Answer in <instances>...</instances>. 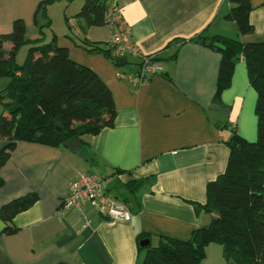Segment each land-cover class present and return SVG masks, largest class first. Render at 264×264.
<instances>
[{
    "label": "crops",
    "instance_id": "0c3cea01",
    "mask_svg": "<svg viewBox=\"0 0 264 264\" xmlns=\"http://www.w3.org/2000/svg\"><path fill=\"white\" fill-rule=\"evenodd\" d=\"M43 1L0 0V35L20 19L26 37L36 38L38 25L45 21L38 17L36 24L34 14ZM234 1L107 0L105 25L85 33L79 21L71 25L65 15L75 3L79 8V0H60L47 7L50 29V12L63 8L66 32L55 35L56 44L106 86L115 119L112 127L97 135L81 137L75 150L14 143L0 168V209L31 193L38 200L7 225L0 218V264H141L144 251L137 249L139 237L146 236V247H156L162 238L187 241L193 231L209 224L214 215L197 213L193 203L205 204L206 184L223 173L232 129L246 141L255 138L256 93L242 57L220 96L221 106L213 104L220 55L208 42L216 36L264 42V0H246L252 7L248 16L252 32L245 36L225 19ZM117 11L119 30L143 54H159L162 71L139 86L118 80L115 73L120 66L103 54L78 46L82 39L108 44L113 30L107 21ZM45 38L50 40L48 34ZM7 84L8 79L0 92ZM1 114L6 115L0 105ZM6 144L0 138V150ZM85 173L103 177L106 187L119 185L129 222H109L87 203L81 211L63 208L70 183ZM131 180L141 182L132 192L124 188ZM6 226L15 231L3 233ZM140 242L139 247L146 248ZM217 247L205 248V261L209 249Z\"/></svg>",
    "mask_w": 264,
    "mask_h": 264
},
{
    "label": "trees",
    "instance_id": "16d2710c",
    "mask_svg": "<svg viewBox=\"0 0 264 264\" xmlns=\"http://www.w3.org/2000/svg\"><path fill=\"white\" fill-rule=\"evenodd\" d=\"M58 1L45 0L38 5L34 21L37 24V18L42 17L45 23L38 25L36 38L26 37L20 19L13 22L10 32L0 35V79H8L0 92V105L6 113L0 115V138L7 140L0 150V168L15 142L56 147L75 137L82 143L81 137L97 135L113 126L115 108L106 86L92 70L69 59L67 50L57 46L55 34L45 40L43 30H51L47 7ZM79 1L75 18L82 33L105 25L107 0ZM251 9L246 0H236L225 15L240 36L252 32L248 20ZM5 44L9 50L4 49ZM108 45L82 39L78 46L88 53L103 54L118 67V59L111 56ZM207 46L220 55L213 97L216 106H221L220 96L230 85L236 62L240 57L244 60L248 83L256 93L257 138L250 143L232 129L226 141L229 154L223 173L206 184L205 204L193 203L197 213L214 215L209 224L193 231L187 241L162 238L156 247L140 248L139 242L146 236L139 237L137 249L145 252L141 264H202L210 244L221 247L225 264H264V42L244 43L216 36ZM22 47L28 49L24 62L18 64L16 55ZM127 64L135 70L139 62ZM56 118L60 120L59 131L53 124ZM140 184L131 180L124 188L132 192ZM37 200V195L31 193L5 204L0 209L1 220L7 225ZM14 231L9 226L3 229L6 234Z\"/></svg>",
    "mask_w": 264,
    "mask_h": 264
},
{
    "label": "built area",
    "instance_id": "2783aa9c",
    "mask_svg": "<svg viewBox=\"0 0 264 264\" xmlns=\"http://www.w3.org/2000/svg\"><path fill=\"white\" fill-rule=\"evenodd\" d=\"M107 22L113 28V36L108 45L111 56L118 60L125 57V63L129 57L139 62L135 70L116 72L115 77L118 80L139 86L149 77L162 71L158 62L159 54H143L130 41L128 34L119 30L118 11L113 13ZM84 203H87L98 216L109 222H129L131 219L126 205L119 197L111 194L105 185V179L97 174H80L73 180L62 206L64 209L74 208L81 211Z\"/></svg>",
    "mask_w": 264,
    "mask_h": 264
},
{
    "label": "rangeland",
    "instance_id": "374dc122",
    "mask_svg": "<svg viewBox=\"0 0 264 264\" xmlns=\"http://www.w3.org/2000/svg\"><path fill=\"white\" fill-rule=\"evenodd\" d=\"M80 2V1H79ZM76 3L74 5H71L69 7V9L65 12V15H67L66 17H70V23L71 25H75L77 24L76 22V14L79 12L80 10V6L79 8L75 7ZM63 9V8H62ZM61 8L58 9V12L55 11H51L50 12V19L52 21V29L50 31H47V30H43V33L44 34H48V37L50 38L51 35L50 33H54L55 35L56 34H59L62 33V32H66V24L64 23V20H63V11ZM107 25L113 29L107 22ZM92 30V29H91ZM99 44L101 45H104L105 43H101L99 42ZM27 49L28 47H22L21 49H19V51L17 52V55H16V62L18 64H22L25 60V57H26V53H27ZM130 59H128V63H129ZM120 71H122V69L127 72V71H130L133 69V67L129 64L127 65H124L123 67H120ZM4 80L6 79H0V87H1V84L2 82H4ZM254 112V110H253ZM256 118V117H255ZM256 138H257V133H256V129H255V138L253 141H248L250 143H254L256 141ZM107 188L108 190L111 192L112 195H115L117 197L120 196L119 194V185L118 184H110V185H107ZM217 251L215 249L211 250L209 249V254L207 256V260H203L202 264H210V263H216V264H225V260L223 258V254H222V250H220L219 248L220 247H217ZM142 256L144 255V252H142L141 254Z\"/></svg>",
    "mask_w": 264,
    "mask_h": 264
},
{
    "label": "water",
    "instance_id": "95a60500",
    "mask_svg": "<svg viewBox=\"0 0 264 264\" xmlns=\"http://www.w3.org/2000/svg\"><path fill=\"white\" fill-rule=\"evenodd\" d=\"M124 63H125V57H122V58H120V59L118 60V65H119L120 67H122V66L124 65ZM22 78H25V74L22 75ZM149 78H151V77H149ZM53 124H54L55 128H56L58 131L61 129V125H60V120H59V118H56V119L53 121ZM78 145H79V140H78L77 138H75V137L68 139L67 141H65V142L62 144V146L66 147V148H68V149H70V150H75V149L78 147ZM126 208L129 209L128 205H126ZM140 245H141L142 247H146V246H147V242H146L145 240H144V241H141V242H140Z\"/></svg>",
    "mask_w": 264,
    "mask_h": 264
},
{
    "label": "bare ground",
    "instance_id": "6f19581e",
    "mask_svg": "<svg viewBox=\"0 0 264 264\" xmlns=\"http://www.w3.org/2000/svg\"><path fill=\"white\" fill-rule=\"evenodd\" d=\"M125 64V63H124Z\"/></svg>",
    "mask_w": 264,
    "mask_h": 264
}]
</instances>
